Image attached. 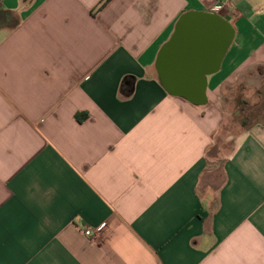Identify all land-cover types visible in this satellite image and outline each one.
<instances>
[{
    "label": "crops",
    "instance_id": "1",
    "mask_svg": "<svg viewBox=\"0 0 264 264\" xmlns=\"http://www.w3.org/2000/svg\"><path fill=\"white\" fill-rule=\"evenodd\" d=\"M101 1L0 0V264H264V125L209 156L264 0ZM189 12L236 30L204 105L157 67Z\"/></svg>",
    "mask_w": 264,
    "mask_h": 264
},
{
    "label": "water",
    "instance_id": "2",
    "mask_svg": "<svg viewBox=\"0 0 264 264\" xmlns=\"http://www.w3.org/2000/svg\"><path fill=\"white\" fill-rule=\"evenodd\" d=\"M235 38L236 30L220 15H182L157 59L164 88L193 104H206L208 77L220 71Z\"/></svg>",
    "mask_w": 264,
    "mask_h": 264
},
{
    "label": "rangeland",
    "instance_id": "3",
    "mask_svg": "<svg viewBox=\"0 0 264 264\" xmlns=\"http://www.w3.org/2000/svg\"><path fill=\"white\" fill-rule=\"evenodd\" d=\"M222 100L226 119L217 141L221 145L220 158L226 159L234 152L240 135L256 124L264 125V66H252L240 73L226 85Z\"/></svg>",
    "mask_w": 264,
    "mask_h": 264
},
{
    "label": "trees",
    "instance_id": "4",
    "mask_svg": "<svg viewBox=\"0 0 264 264\" xmlns=\"http://www.w3.org/2000/svg\"><path fill=\"white\" fill-rule=\"evenodd\" d=\"M112 0H102L97 8V11H101L103 10ZM220 150H221V145L219 143V141H216V143L214 144V146L210 149L209 151V156L211 158H216L218 159V162L220 163V165L224 162V159L220 158ZM221 167V166H220Z\"/></svg>",
    "mask_w": 264,
    "mask_h": 264
},
{
    "label": "built area",
    "instance_id": "5",
    "mask_svg": "<svg viewBox=\"0 0 264 264\" xmlns=\"http://www.w3.org/2000/svg\"><path fill=\"white\" fill-rule=\"evenodd\" d=\"M225 6H226L225 4L218 5L217 7H215V11L219 12V11L223 10ZM84 232H85L86 236L90 237L93 235L94 229H92L91 227H87Z\"/></svg>",
    "mask_w": 264,
    "mask_h": 264
}]
</instances>
